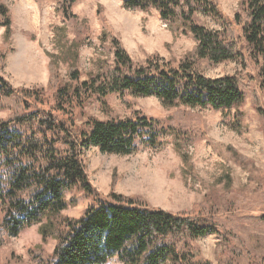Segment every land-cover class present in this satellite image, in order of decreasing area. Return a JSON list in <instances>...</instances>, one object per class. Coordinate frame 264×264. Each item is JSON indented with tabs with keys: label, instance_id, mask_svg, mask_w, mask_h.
<instances>
[{
	"label": "trees",
	"instance_id": "1",
	"mask_svg": "<svg viewBox=\"0 0 264 264\" xmlns=\"http://www.w3.org/2000/svg\"><path fill=\"white\" fill-rule=\"evenodd\" d=\"M76 1L58 0L63 19L72 17ZM122 2L126 9H154L162 21L178 22L193 35L196 45L176 64L158 54L140 64L118 38L112 37V65L99 62L97 71L82 81L72 63L69 81L64 82L57 59L52 57L47 89L17 88L0 74V111L9 108L13 112L11 118L0 119V248L8 238L38 225L42 242L53 239L55 246L50 254L42 248L35 251L32 257L37 264H108L113 259L121 264H214L192 243L217 235L225 246L220 264H233L232 257L241 251L231 245L228 233L214 219V204L203 201L189 210L172 212L152 206L141 196L116 193L114 178L110 193L103 196L90 182L82 159L83 151L91 146L103 153L126 156L140 144L158 147L166 135L172 136L176 148L182 150L197 140L199 127L183 125L178 114L166 127L141 114L109 120L88 117L80 124L75 112L92 96L105 105L108 95L128 93L155 97L168 108L237 109L228 126L242 133L244 115L238 108L247 96L241 78L207 77L195 66L198 60L207 59L216 64L238 60L246 67V55L258 67L257 88L264 94V0H243L234 18L221 10L218 0ZM198 13L220 22L222 28L200 25L195 21ZM0 26L4 28L0 47L3 67L12 27L9 8L2 2ZM250 97L264 121L260 94L255 91ZM239 156L247 162L246 157ZM246 165L252 169L251 162ZM73 190L92 199L79 218L63 214L71 202H76L66 199V192ZM248 220L264 228V215ZM262 261L264 264V258Z\"/></svg>",
	"mask_w": 264,
	"mask_h": 264
},
{
	"label": "rangeland",
	"instance_id": "2",
	"mask_svg": "<svg viewBox=\"0 0 264 264\" xmlns=\"http://www.w3.org/2000/svg\"><path fill=\"white\" fill-rule=\"evenodd\" d=\"M242 1L218 0V3L228 17L234 18ZM0 2L9 8L12 27L10 51L3 67L0 66V74L17 88L47 89L52 57L57 59L64 82L69 81L72 63L80 79L86 80L97 71L99 62L113 64L112 37L118 38L140 64L152 54L176 64L196 45L193 35L178 22L162 21L154 9H126L122 0H77L69 19L60 16L58 0ZM195 21L212 29L222 28L220 22L201 13L196 14ZM3 42L4 28L0 26V47ZM24 51L39 64L36 72L21 66ZM245 63L246 67L238 60L216 64L202 59L195 66L207 77L241 78L247 96L238 108L244 115L242 133L228 126L237 109L229 112L211 107L168 108L155 97L128 93L108 95L105 105L92 96L75 114L80 124L88 117L109 120L141 114L165 127L178 114L183 125L199 127L197 140L182 150L176 148L170 135L163 136L156 148L140 144L133 154L126 156L103 153L91 146L82 154L88 178L103 196L110 193L114 178L116 193L141 196L152 206L172 212L189 210L194 204L208 201L214 204L213 217L228 233L231 245L241 251V255L232 257V263L263 264L264 228L255 227L248 218L264 215V121L250 97L252 92H258L264 107V94L257 88L258 67L246 55ZM12 116L9 108L0 111V119ZM237 153L252 163V169ZM66 199L76 200L63 212L73 218H79L92 203L90 197L78 190L66 192ZM192 245L214 264L223 262L225 246L217 235L201 237ZM54 246L53 239L43 243L38 225H33L17 237L7 239L0 248V264H37L32 257L34 252L42 248L50 254ZM108 264L121 263L113 259Z\"/></svg>",
	"mask_w": 264,
	"mask_h": 264
},
{
	"label": "bare ground",
	"instance_id": "3",
	"mask_svg": "<svg viewBox=\"0 0 264 264\" xmlns=\"http://www.w3.org/2000/svg\"><path fill=\"white\" fill-rule=\"evenodd\" d=\"M27 53L28 52L24 51V53L22 54L20 64L22 67H27L33 72H36V70L39 68V64L35 61V58L33 56H30Z\"/></svg>",
	"mask_w": 264,
	"mask_h": 264
}]
</instances>
